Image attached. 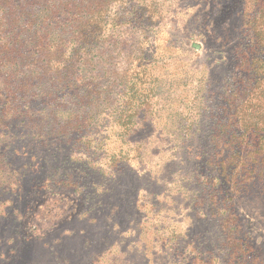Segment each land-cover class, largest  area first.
I'll use <instances>...</instances> for the list:
<instances>
[{"label": "rangeland", "instance_id": "374dc122", "mask_svg": "<svg viewBox=\"0 0 264 264\" xmlns=\"http://www.w3.org/2000/svg\"><path fill=\"white\" fill-rule=\"evenodd\" d=\"M260 8L113 0L69 69L21 66L38 99L0 121V264H264Z\"/></svg>", "mask_w": 264, "mask_h": 264}, {"label": "trees", "instance_id": "16d2710c", "mask_svg": "<svg viewBox=\"0 0 264 264\" xmlns=\"http://www.w3.org/2000/svg\"><path fill=\"white\" fill-rule=\"evenodd\" d=\"M29 1L30 8L24 11ZM111 3L113 0H0V104L7 111L0 112V121L14 104L18 109L38 99L28 81L15 78L21 66L27 64L47 76L69 69L71 58L79 52L69 47L78 44L85 50L86 45L99 42ZM258 11L262 13L258 12L261 16L255 17V24L264 22L263 9ZM63 61L69 62L64 65Z\"/></svg>", "mask_w": 264, "mask_h": 264}]
</instances>
